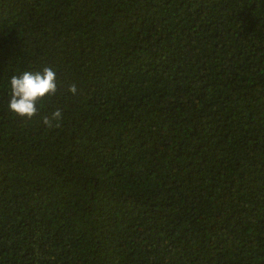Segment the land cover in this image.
Listing matches in <instances>:
<instances>
[{
	"label": "trees",
	"instance_id": "16d2710c",
	"mask_svg": "<svg viewBox=\"0 0 264 264\" xmlns=\"http://www.w3.org/2000/svg\"><path fill=\"white\" fill-rule=\"evenodd\" d=\"M0 264H264V0H0Z\"/></svg>",
	"mask_w": 264,
	"mask_h": 264
},
{
	"label": "clouds",
	"instance_id": "9594fccd",
	"mask_svg": "<svg viewBox=\"0 0 264 264\" xmlns=\"http://www.w3.org/2000/svg\"><path fill=\"white\" fill-rule=\"evenodd\" d=\"M57 91L56 73L50 67H45L42 72L25 71L11 77L8 108L16 116L31 120L39 114L38 105L56 96ZM68 91L75 95L77 88L71 85ZM61 117V111L56 110L50 116L43 117V123L49 128L59 127Z\"/></svg>",
	"mask_w": 264,
	"mask_h": 264
}]
</instances>
